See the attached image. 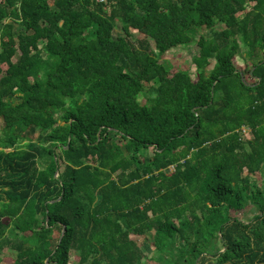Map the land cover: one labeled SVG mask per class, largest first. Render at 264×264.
Listing matches in <instances>:
<instances>
[{
  "label": "trees",
  "instance_id": "trees-1",
  "mask_svg": "<svg viewBox=\"0 0 264 264\" xmlns=\"http://www.w3.org/2000/svg\"><path fill=\"white\" fill-rule=\"evenodd\" d=\"M0 122V263L264 264V0H0Z\"/></svg>",
  "mask_w": 264,
  "mask_h": 264
},
{
  "label": "rangeland",
  "instance_id": "rangeland-1",
  "mask_svg": "<svg viewBox=\"0 0 264 264\" xmlns=\"http://www.w3.org/2000/svg\"><path fill=\"white\" fill-rule=\"evenodd\" d=\"M117 35L120 34L119 29H117L116 32ZM151 47L154 50V46L151 42ZM197 53V47L195 44H192L190 46H179L174 49L169 50L168 52L164 54H158L156 53L157 59L159 63H162L164 66H166L170 70V75L176 71L178 68H188L190 70V74L192 75V78H194V68L192 67V60L195 54ZM242 54V52L240 53ZM236 67L242 71L245 68L244 62L241 57H237L235 61ZM146 97L142 94L140 96V101L144 102ZM1 125V122H0ZM247 130V129H246ZM257 179H259V175H256ZM234 216L240 218L241 220L247 221L248 215L243 214L242 212H236L233 213ZM132 239H139V242L143 241L142 249L145 253V260H143V264H156L155 262V251L153 247L148 243L151 240V234H148L145 241L144 239L131 237ZM216 252V248L210 249V254H214ZM0 264H8V262H1ZM70 264H77V254L72 253L70 258ZM204 264H215V261L212 260V258H208V260L205 261Z\"/></svg>",
  "mask_w": 264,
  "mask_h": 264
},
{
  "label": "built area",
  "instance_id": "built-area-1",
  "mask_svg": "<svg viewBox=\"0 0 264 264\" xmlns=\"http://www.w3.org/2000/svg\"><path fill=\"white\" fill-rule=\"evenodd\" d=\"M89 1H91V2H95V3H98V4H105V3L108 2V0H89ZM246 129H247V130H246ZM243 132H244V133H249L250 130H249L248 128H244V129H243ZM169 171H170V173L173 172V171H174V167H170V168H169Z\"/></svg>",
  "mask_w": 264,
  "mask_h": 264
},
{
  "label": "water",
  "instance_id": "water-1",
  "mask_svg": "<svg viewBox=\"0 0 264 264\" xmlns=\"http://www.w3.org/2000/svg\"><path fill=\"white\" fill-rule=\"evenodd\" d=\"M64 232H65V228L63 227V230H62V232H61V236H60V240H61V238H62Z\"/></svg>",
  "mask_w": 264,
  "mask_h": 264
}]
</instances>
